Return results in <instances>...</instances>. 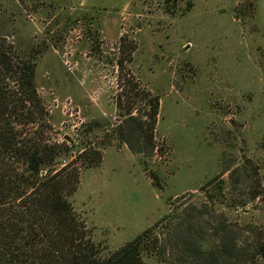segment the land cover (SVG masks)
<instances>
[{
  "label": "rangeland",
  "instance_id": "1",
  "mask_svg": "<svg viewBox=\"0 0 264 264\" xmlns=\"http://www.w3.org/2000/svg\"><path fill=\"white\" fill-rule=\"evenodd\" d=\"M4 34L37 60L36 85L52 142L72 161L100 150L71 197L94 240L116 250L175 205L207 204L264 242V16L245 0H0ZM137 45L130 73L158 95L159 149L133 154L114 134L120 39ZM155 174L161 187L155 185ZM221 176L224 203L202 187ZM216 185V184H214ZM213 191L209 188L208 192ZM257 191L261 195L253 199ZM182 207V208H183ZM250 231V232H248ZM147 264H164L155 257ZM256 264H264L258 258Z\"/></svg>",
  "mask_w": 264,
  "mask_h": 264
},
{
  "label": "trees",
  "instance_id": "2",
  "mask_svg": "<svg viewBox=\"0 0 264 264\" xmlns=\"http://www.w3.org/2000/svg\"><path fill=\"white\" fill-rule=\"evenodd\" d=\"M258 1L245 0L255 20ZM3 12L0 4V264H147L150 257L164 264H256L264 259L262 240L242 242L243 232L231 228L225 216L207 204L178 203L119 249L97 243L70 199L79 189L82 170L102 164V152L85 149L72 161L59 162L73 154V145L50 141L44 129L48 112L36 74L37 60L46 49H18L3 32ZM120 50L126 58L118 59L114 101L119 118L113 132L133 154L151 156L160 150L161 99L135 76L124 74L136 43L125 35ZM151 178L161 187L155 174ZM220 179L202 187L211 203H224ZM260 195L257 191L252 198Z\"/></svg>",
  "mask_w": 264,
  "mask_h": 264
},
{
  "label": "crops",
  "instance_id": "3",
  "mask_svg": "<svg viewBox=\"0 0 264 264\" xmlns=\"http://www.w3.org/2000/svg\"><path fill=\"white\" fill-rule=\"evenodd\" d=\"M261 4V10H262V13H263V16H264V0H259L258 1V5L260 6Z\"/></svg>",
  "mask_w": 264,
  "mask_h": 264
}]
</instances>
